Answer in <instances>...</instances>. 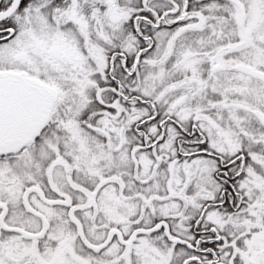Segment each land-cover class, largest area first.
I'll list each match as a JSON object with an SVG mask.
<instances>
[{"label": "snow or ice", "instance_id": "snow-or-ice-1", "mask_svg": "<svg viewBox=\"0 0 264 264\" xmlns=\"http://www.w3.org/2000/svg\"><path fill=\"white\" fill-rule=\"evenodd\" d=\"M0 264H264V0H0Z\"/></svg>", "mask_w": 264, "mask_h": 264}]
</instances>
